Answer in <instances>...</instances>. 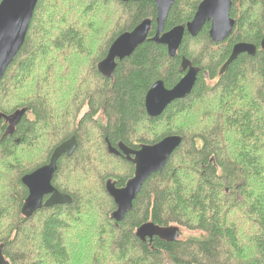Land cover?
<instances>
[{"label": "trees", "instance_id": "trees-1", "mask_svg": "<svg viewBox=\"0 0 264 264\" xmlns=\"http://www.w3.org/2000/svg\"><path fill=\"white\" fill-rule=\"evenodd\" d=\"M202 1L175 0L164 30L190 22ZM231 2L236 23L224 42L210 40L209 24L185 34L174 58L147 40L109 80L98 63L143 20L154 35L153 1L38 0L0 81V116L24 111L17 124L0 118V244L9 264H264V0ZM240 42L256 55H240L221 76ZM182 58L199 69L194 89L149 118L147 92L158 81L172 89ZM168 136H179L180 146L114 222L105 184L124 187L134 174L117 146L135 151ZM72 137L77 147L58 160L52 181L72 203L25 218L22 177ZM148 222L177 230L178 240L141 242L135 232ZM180 230L199 235L181 239Z\"/></svg>", "mask_w": 264, "mask_h": 264}, {"label": "water", "instance_id": "water-1", "mask_svg": "<svg viewBox=\"0 0 264 264\" xmlns=\"http://www.w3.org/2000/svg\"><path fill=\"white\" fill-rule=\"evenodd\" d=\"M152 1L156 6L154 35L148 38L152 28L150 19L143 20L131 32L120 35L110 46L107 56L97 65V71L102 77L112 80L117 63L129 58L147 40L156 45L165 46L168 56L174 58L185 34L196 37L204 26L209 24L210 40L216 44L222 43L232 34L236 23L230 17L231 0H203L198 5L190 22L165 31V23L175 0ZM37 2L38 0H2L0 2V81L23 46ZM260 48L264 51V37ZM256 52L257 48L253 44L244 42L235 44L228 60L220 70V75L222 76L228 66L240 55L246 54L249 57H254ZM180 69L183 76L172 89H167L162 81H158L147 92L144 106L149 118H160L173 102L183 100L191 94L197 81L199 69L185 58L181 59ZM23 115L24 111H21L12 116H0V118L11 124H17ZM180 144L179 136H168L157 144L143 145L135 151L128 149L123 144L118 145L119 152L123 154L127 162L134 166V174L124 187H116V183L112 180H108L105 184L106 192L116 207L111 214V219L114 222L120 223L132 210L133 203L146 181L152 175L164 170ZM76 147V139L70 138L54 149L47 165L22 177L21 183L28 192L21 207L22 216L30 218L42 208L72 203L69 196L54 188L52 181L57 171L58 160L63 155L70 157ZM111 152L113 151L111 150ZM135 236L141 242L148 243H151L154 238L168 242H174L179 238L177 230L160 228L152 222L140 226L136 230ZM4 248L5 245L0 244V264H9V261L4 257Z\"/></svg>", "mask_w": 264, "mask_h": 264}, {"label": "rangeland", "instance_id": "rangeland-1", "mask_svg": "<svg viewBox=\"0 0 264 264\" xmlns=\"http://www.w3.org/2000/svg\"><path fill=\"white\" fill-rule=\"evenodd\" d=\"M260 12H262V10L260 11ZM117 14V19H118V17H119V15H120V13H119V11L116 13ZM97 25V27H95V29L97 30L98 28H99V32L102 30V28H101V26L97 23L96 24ZM93 33L96 35V34H98V32H95L94 31V29H93ZM86 112V108H84L83 109V111H82V113H81V115H80V117H82L83 116V114ZM182 122V121H181ZM179 123V122H178ZM27 163H29V162H27ZM180 237H181V239L182 238H184V239H186V238H188V237H193V236H198L199 234H196V233H191V232H188V231H185V230H180Z\"/></svg>", "mask_w": 264, "mask_h": 264}, {"label": "flooded vegetation", "instance_id": "flooded-vegetation-1", "mask_svg": "<svg viewBox=\"0 0 264 264\" xmlns=\"http://www.w3.org/2000/svg\"><path fill=\"white\" fill-rule=\"evenodd\" d=\"M115 152L117 153V154H119L120 156H122L124 159H125V157L123 156V154L121 153V152H119V150H118V146H117V148H116V150H115ZM118 155V156H119ZM126 160V159H125ZM49 163V162H48ZM47 165V164H46ZM43 167V166H42ZM45 199H47V198H45Z\"/></svg>", "mask_w": 264, "mask_h": 264}]
</instances>
